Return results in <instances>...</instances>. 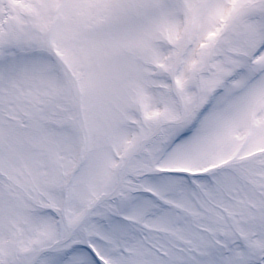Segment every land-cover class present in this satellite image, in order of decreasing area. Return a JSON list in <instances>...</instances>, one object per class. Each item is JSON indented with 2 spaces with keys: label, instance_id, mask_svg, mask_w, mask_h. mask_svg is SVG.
<instances>
[{
  "label": "snow or ice",
  "instance_id": "1",
  "mask_svg": "<svg viewBox=\"0 0 264 264\" xmlns=\"http://www.w3.org/2000/svg\"><path fill=\"white\" fill-rule=\"evenodd\" d=\"M0 264H264V0H0Z\"/></svg>",
  "mask_w": 264,
  "mask_h": 264
}]
</instances>
